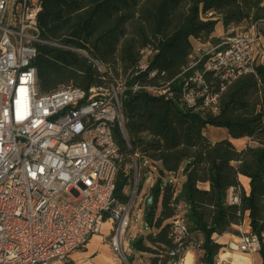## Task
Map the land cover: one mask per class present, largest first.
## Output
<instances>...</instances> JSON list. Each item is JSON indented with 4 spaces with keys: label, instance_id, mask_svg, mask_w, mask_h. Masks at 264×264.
Instances as JSON below:
<instances>
[{
    "label": "trees",
    "instance_id": "16d2710c",
    "mask_svg": "<svg viewBox=\"0 0 264 264\" xmlns=\"http://www.w3.org/2000/svg\"><path fill=\"white\" fill-rule=\"evenodd\" d=\"M263 2L40 0L39 26L48 42L38 45L34 60L40 93L63 86L88 91L121 83L127 88L122 98L124 130L114 127L122 155L114 194L121 202L129 200L125 189L136 154L158 170L146 194L152 201L143 211L150 232L131 240L136 250L151 254L149 264L170 261L168 252L175 247L170 231L180 202L187 206L190 224L186 245L198 244L208 264L222 247L217 237L235 232L246 216L251 231L261 239L264 264V63L226 87L217 113L201 105L198 111L190 109L182 99L186 78L197 70L185 72L194 40L217 43L220 39L212 33L221 21L225 27L258 23L264 41ZM143 49L152 51L146 70L140 68ZM206 77L217 90L219 80ZM135 83L164 87L173 97L133 91ZM208 126L226 129L228 137L210 140L204 134ZM237 140L249 143L240 148ZM149 172L150 167L145 169ZM179 172L185 178L182 187L165 180L167 174ZM242 178L248 180V189ZM231 188L239 203H228Z\"/></svg>",
    "mask_w": 264,
    "mask_h": 264
},
{
    "label": "built area",
    "instance_id": "2783aa9c",
    "mask_svg": "<svg viewBox=\"0 0 264 264\" xmlns=\"http://www.w3.org/2000/svg\"><path fill=\"white\" fill-rule=\"evenodd\" d=\"M41 10L40 0H0V264H68L74 251L101 232L106 218L116 223L110 229L113 249L130 264L124 238L146 165L138 154L133 157L132 195L127 202L118 200L115 181L122 155L114 127L124 130L122 98L127 88L121 83L88 91L63 86L40 93L34 60L38 45L48 43L39 26ZM258 41V23L245 30L231 24L217 43L203 44L185 69L197 68L183 84L185 105L217 113L226 87L255 72ZM151 53L141 51L142 70ZM206 75L219 80L217 90ZM132 89L173 97L161 86L135 83ZM149 198L141 201L146 204ZM228 203H239L234 188L228 192ZM243 226L217 237L222 247L213 264H245L236 260L238 254L257 264L261 239ZM170 235L175 247L168 252L167 264H194L193 248L198 249L199 264H208L198 244L186 245L189 227L178 215Z\"/></svg>",
    "mask_w": 264,
    "mask_h": 264
},
{
    "label": "rangeland",
    "instance_id": "374dc122",
    "mask_svg": "<svg viewBox=\"0 0 264 264\" xmlns=\"http://www.w3.org/2000/svg\"><path fill=\"white\" fill-rule=\"evenodd\" d=\"M240 27V30H245L249 27H251V25H249L248 23H242L241 25H238ZM262 26V24H261ZM223 23L221 21H219L216 24L215 30L212 33V35L217 36V33H219L221 31L220 28H222L223 31ZM263 27V26H262ZM259 44V52H260V61L264 63V42L263 40L258 41ZM198 55V51H195L191 57V60L194 61L197 58ZM204 134L206 135L207 138H219V137H228V132L226 129L224 128H218V127H214V126H208L205 128L204 130ZM224 138V137H223ZM222 138V139H223ZM240 148L244 147L246 143H249V141H236L235 142ZM142 163L146 165V167H143L142 170V176H141V185H142V189H140V191H137V197H136V206L133 205V208L131 210V214H130V224H129V228L127 230L126 236L124 238V243L128 244L127 247V251L125 252V256L128 260V262L130 264H149L150 258H151V254L150 253H144V252H140L138 250H136L133 245L131 244V240H133L134 238L139 237L140 235H147L150 232V229L145 227L144 222H143V211H144V206L145 204H143V201L139 203V198H140V193L141 190L142 191H148L149 187H150V176H152L153 181H155V178L158 175V170L156 168H154V166L151 165V163H146V159H142ZM150 167L151 171L150 173H145V169ZM183 183V182H182ZM182 183L180 184V187H182ZM133 192V187H128L127 188V195H129L131 197ZM143 192V193H144ZM181 206V208H180ZM187 208V206H186ZM186 211L183 210L181 202L179 204L178 207V216H180L181 218H183L185 220V222L187 223L188 226H190L189 222L187 221L185 215H186ZM109 221V220H108ZM107 221V222H108ZM111 222V226L116 227V223H112ZM243 227H246L245 223H243ZM110 226V228H111ZM106 229H103V231H105ZM102 231V232H103ZM98 235L102 236V248H100L99 251H97V254H104L107 257H110L113 260V263L116 264H126V262L124 261V259H122L118 252L115 251L111 245V239H112V233L110 232V234L108 233L106 236L102 235V233L100 232ZM198 238L200 239V241L203 239L201 236L198 235ZM263 242H264V234H263ZM84 250H86V247H83L82 249H80V252H84ZM79 251V250H78ZM191 253L193 255L194 258V264H199L200 260H199V256H198V249L197 248H193L191 250ZM94 256V255H93ZM236 256V260L237 261H241L245 264H250L249 263V259H247V255L245 254H238L235 255ZM256 263L257 264H261L263 263V258L261 253H258L256 255ZM81 264V263H78ZM94 264V263H92ZM98 264V263H96Z\"/></svg>",
    "mask_w": 264,
    "mask_h": 264
},
{
    "label": "crops",
    "instance_id": "0c3cea01",
    "mask_svg": "<svg viewBox=\"0 0 264 264\" xmlns=\"http://www.w3.org/2000/svg\"><path fill=\"white\" fill-rule=\"evenodd\" d=\"M226 28L227 27L224 26L223 27V31H222V28H220L221 31L219 33H217V38L220 39L224 35V33L226 31ZM207 42H209V41H207ZM207 42L200 43L199 41L194 40V43H195L194 52L197 51L199 48H201L203 46V44H205ZM223 137L226 138L225 136H223ZM209 139L212 140V141H216V140L221 139V137H219V138H209ZM184 179L185 178H184L182 172H179L178 175L167 174L165 176V180L177 182L178 183V188H180V184L184 181ZM242 181H243L244 186L248 189V180L246 178H242ZM150 186H151V184H150ZM128 187H130V185L126 187V189H125V192L126 193H127V188ZM143 192L144 191L141 190L140 198H139V203L138 204H140L141 200H143V198H145L147 196L146 195L147 194V191H145L144 193ZM181 205H182L183 210L187 212L186 204L184 202H181ZM180 208H181V206H180ZM245 221H246L247 227H249L248 216H246ZM110 229L111 228H109L108 230L106 229L105 231H103V228H102V230H101L102 235H105L106 236L108 233L110 234V232H111ZM98 234H95V235H93L90 238L89 242L85 246L86 247V250H84V252H80V250L79 251L78 250L74 251L71 254L70 258H69L68 264H78V263H81V264H92V263H94V264H96V263L101 264L99 262V259H101V255L102 254L95 255L97 253V251H99L100 248H102V242H101L102 236H100ZM110 264H116V263H113V260H112V263H110Z\"/></svg>",
    "mask_w": 264,
    "mask_h": 264
},
{
    "label": "bare ground",
    "instance_id": "6f19581e",
    "mask_svg": "<svg viewBox=\"0 0 264 264\" xmlns=\"http://www.w3.org/2000/svg\"><path fill=\"white\" fill-rule=\"evenodd\" d=\"M111 222H105L104 224H103V229H109L110 228V226H111V224H110ZM126 245H127V243H126ZM190 259H191V256H189L188 257V260H187V262H190ZM101 260V261H100ZM99 262L101 263V264H110V263H112V259L110 258V257H107L106 255H104V254H102L101 255V259H99Z\"/></svg>",
    "mask_w": 264,
    "mask_h": 264
},
{
    "label": "water",
    "instance_id": "95a60500",
    "mask_svg": "<svg viewBox=\"0 0 264 264\" xmlns=\"http://www.w3.org/2000/svg\"><path fill=\"white\" fill-rule=\"evenodd\" d=\"M151 201H152L151 198H149L147 202L150 203Z\"/></svg>",
    "mask_w": 264,
    "mask_h": 264
}]
</instances>
